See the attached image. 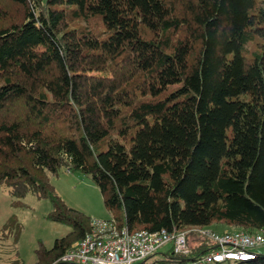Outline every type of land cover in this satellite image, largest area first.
<instances>
[{"label": "trees", "instance_id": "trees-1", "mask_svg": "<svg viewBox=\"0 0 264 264\" xmlns=\"http://www.w3.org/2000/svg\"><path fill=\"white\" fill-rule=\"evenodd\" d=\"M0 23V183L71 226L34 264L92 229L55 190L61 168L130 231L186 232L190 252L170 243L163 264L217 248L196 229L264 230V0H0ZM21 229L10 217L0 240Z\"/></svg>", "mask_w": 264, "mask_h": 264}, {"label": "built area", "instance_id": "built-area-1", "mask_svg": "<svg viewBox=\"0 0 264 264\" xmlns=\"http://www.w3.org/2000/svg\"><path fill=\"white\" fill-rule=\"evenodd\" d=\"M91 232L73 244L62 257V264H138L153 257L170 243L174 253H189L187 233L178 231H130L114 217L92 219ZM215 242L216 249L200 259L169 264H214L225 261H247L264 246V230L250 233L243 229L217 232L196 229Z\"/></svg>", "mask_w": 264, "mask_h": 264}, {"label": "rangeland", "instance_id": "rangeland-1", "mask_svg": "<svg viewBox=\"0 0 264 264\" xmlns=\"http://www.w3.org/2000/svg\"><path fill=\"white\" fill-rule=\"evenodd\" d=\"M3 23H0V26ZM51 182L69 206L83 211L91 219L111 217V210L107 208L99 186L90 175L61 168L57 175H51ZM52 209V202L49 199H40L31 193L16 204L8 188L0 183V227L12 216H15L22 225L18 240L13 246L14 250L8 246L13 243L11 236L7 241L0 240V254L7 259L10 257L16 259V253L20 252L19 257L23 264H34L37 260L36 250L40 244L51 248L57 238L71 231L70 225L50 219L49 214ZM218 226L215 224L210 228L218 229ZM224 231L227 230L222 228L220 232ZM198 237L200 238L199 235H190V243L199 239ZM257 252L264 253V246L257 249ZM161 260L162 255L158 253L151 257L147 264H163ZM214 264H233V262Z\"/></svg>", "mask_w": 264, "mask_h": 264}, {"label": "crops", "instance_id": "crops-1", "mask_svg": "<svg viewBox=\"0 0 264 264\" xmlns=\"http://www.w3.org/2000/svg\"><path fill=\"white\" fill-rule=\"evenodd\" d=\"M217 226H218V225H217ZM222 228H224V227H222L221 225H219V226H218V229H215V230H217V231H222ZM224 229H226V230H232V229L227 228V227H225Z\"/></svg>", "mask_w": 264, "mask_h": 264}]
</instances>
